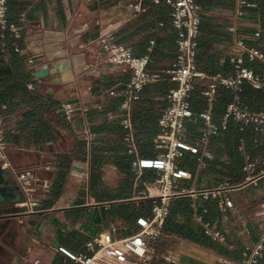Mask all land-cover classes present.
I'll list each match as a JSON object with an SVG mask.
<instances>
[{
	"label": "crops",
	"instance_id": "1",
	"mask_svg": "<svg viewBox=\"0 0 264 264\" xmlns=\"http://www.w3.org/2000/svg\"><path fill=\"white\" fill-rule=\"evenodd\" d=\"M195 2L201 8L197 68L206 78L195 81L191 94L194 116L187 122L186 142L197 152L184 151L176 161L187 176L173 187L175 195L162 236L153 243L152 264H241L246 247L258 243L264 228V135L256 132L251 139L235 136L234 120L222 129L227 105L240 97L239 91L217 84L219 101L214 103L205 92L214 78L234 76L231 59L235 42L242 41L264 54V0H255L242 16L235 15L234 0ZM8 3L9 26L0 27V58L7 68V74L0 75V93H6L17 77H23L29 92L56 105L43 108L39 119L30 121L27 113L31 108L19 97L14 98L17 104L0 105L7 139L14 135L19 142L7 148L6 157L12 182L24 200L0 215V264H71L61 248L88 255V242L107 233L116 238L132 236L139 230L137 220L152 216V206L145 201L148 194L159 193L157 172L144 169L137 177L132 163L136 157L154 158L158 154L154 141L161 133L159 120L165 97L177 86L172 80L145 86L130 111H123L122 92L131 74L121 65L105 62L95 41L113 32L135 56L150 55L151 71H162L176 61L178 32L172 25V9L164 0ZM135 4H141L143 11L135 12ZM11 26L22 36L17 37ZM18 43L21 70L17 56L5 49L12 46L16 53ZM45 64L50 75L37 79L36 73ZM244 64L264 84V57L250 60L244 55ZM66 74L71 75L65 79ZM245 84L252 90L248 101L257 103L251 108L240 97L242 103L264 112V91ZM78 93L89 111L68 120L59 112L60 102L73 100ZM205 109L220 128L208 140L201 139L205 124L200 114ZM127 118L132 124L136 155L129 153L124 141L127 130L122 123ZM38 122L49 128L47 136L33 133ZM25 124L28 128L22 130ZM251 163L254 170H246ZM14 168H32L38 179L34 193L38 205L30 213L22 207L27 194ZM227 201L231 207L225 208ZM209 232H219L225 242L214 241ZM258 264H264V252Z\"/></svg>",
	"mask_w": 264,
	"mask_h": 264
},
{
	"label": "built area",
	"instance_id": "2",
	"mask_svg": "<svg viewBox=\"0 0 264 264\" xmlns=\"http://www.w3.org/2000/svg\"><path fill=\"white\" fill-rule=\"evenodd\" d=\"M159 3L162 0H153ZM172 9V25L178 32L176 40L177 57L175 63L168 70L151 71L148 65L151 62L149 54L138 57L133 53L130 46L119 43L113 32L100 35L96 43L101 46L103 60L113 65H121L125 71L130 73L122 94L124 101L121 105L123 111L129 112L131 104L138 100L140 92L147 85L155 84L168 76L177 86L170 90L165 97L166 104L162 109L159 120L161 133L156 137L154 144L159 151L154 158L136 157L132 163V169L139 177L144 169H153L157 172L155 180L159 187L157 195L146 196V200L152 203V216L141 217L137 220L139 230L132 236L126 238H116L111 234H103L93 239L87 244L88 255L71 254L64 248L61 251L72 261L71 264H152L155 256L153 243L162 236L165 218L169 212L171 198L175 195L173 187L180 178L187 176V172L181 170L176 161L184 151L196 153L197 150L186 142L187 122L190 121L194 113L191 109V94L197 79H205V74L197 68V37L201 24V8L195 0H164ZM255 0H234L235 15L242 16L247 8L254 5ZM135 12L143 11L141 4L133 6ZM6 0H0V27L7 28ZM12 27L17 37L22 36ZM28 36L29 34L26 33ZM152 48L148 49L151 52ZM234 55L231 59L235 74L228 78H214L210 84V89L205 92V96L211 103L217 102L215 88L217 84L239 91L241 85L246 82L256 89L264 91V84L254 74L252 70L244 64V55L250 60L264 57L260 51L250 48L242 41L235 42L233 48ZM32 87V85H30ZM111 92L110 94H114ZM89 111V106L82 100L78 93L73 100L61 101L59 112L63 113L68 120L77 115H85ZM200 117L204 120L205 127L201 132V139L208 140L216 135L219 127L211 120V114L205 109ZM234 120L242 126L252 124L255 131L264 135V112L251 110L243 104L240 97L236 96L234 101L226 108L222 129H226L227 122ZM123 127L127 132L124 141L127 144L131 155H136L137 148L134 136L131 132L132 124L129 118L123 121ZM88 139L90 132L85 131ZM10 146L0 120V166L3 169H11L7 161L6 150ZM242 150V149H241ZM201 160L200 158L198 159ZM48 168V165H46ZM254 163L249 164L245 169L253 171ZM17 180L21 184L22 190L27 194V202L22 204L25 213H30L38 205L34 193L38 189V179L32 174V168H14ZM231 207V202H225V208ZM216 242H225V238L219 232H209ZM146 237L149 242H145ZM264 252V228L261 232L260 240L253 247H246L241 264H258Z\"/></svg>",
	"mask_w": 264,
	"mask_h": 264
},
{
	"label": "trees",
	"instance_id": "3",
	"mask_svg": "<svg viewBox=\"0 0 264 264\" xmlns=\"http://www.w3.org/2000/svg\"><path fill=\"white\" fill-rule=\"evenodd\" d=\"M9 0H6V5H7V12H6V19H7V24L9 26V21H8V11H9ZM162 3V1L160 2ZM201 25V24H200ZM5 36H8V32L5 31ZM200 32V30H199ZM7 46V45H6ZM10 54H15L17 56V64L21 68L23 67V61L21 59H19L18 55L21 52V45L18 43L17 44V48H16V53L13 51L12 46H8L5 48ZM196 60H197V56H196ZM197 63V61H196ZM20 70L17 69V75H20ZM7 74V68L5 66H3L1 58H0V75H6ZM163 80H171L168 76H165ZM162 81V80H161ZM246 82H244L239 90V95L241 97V99H243V101L248 104L251 108H255L257 102L253 103L251 101H248L247 97L250 96L252 94V90L249 86H247L245 84ZM148 86V85H147ZM19 97L21 100V103L26 104L27 106H29L31 108V111L27 113V118L30 121L35 120V119H39V114H40V110H42L43 108H52L53 106L56 105V102H54L51 99H42L40 97H38L34 92H29L26 88V78L23 77H17L16 81L11 84V86H9L8 91L5 93H0V105L3 102H6L8 104H17L16 102H14V98ZM219 101V100H218ZM217 101V102H218ZM229 121H232L229 120ZM43 124V123H42ZM42 124L40 125L38 122V125L33 127V133L35 135H39V137L41 136H47L50 131L49 128H43ZM28 128L27 124L22 126V130H26ZM257 133L255 131V128L252 124L250 125H246L243 126V129L240 130V125L238 123L235 122V136H240L243 137L245 139H251L253 136H255ZM8 142L10 143L9 147H15L19 145V142L17 141V138L13 135H9L8 136ZM259 141V140H258ZM264 147H261V150L263 151ZM259 151V148L257 146L256 150H255V154H257ZM145 204L151 205L152 203L149 200L145 201Z\"/></svg>",
	"mask_w": 264,
	"mask_h": 264
},
{
	"label": "water",
	"instance_id": "4",
	"mask_svg": "<svg viewBox=\"0 0 264 264\" xmlns=\"http://www.w3.org/2000/svg\"><path fill=\"white\" fill-rule=\"evenodd\" d=\"M50 75L48 65L43 67L36 73L37 79H45ZM23 198L19 193V188L13 184L12 176L9 169H3L0 166V215L6 211L13 203L23 202Z\"/></svg>",
	"mask_w": 264,
	"mask_h": 264
},
{
	"label": "bare ground",
	"instance_id": "5",
	"mask_svg": "<svg viewBox=\"0 0 264 264\" xmlns=\"http://www.w3.org/2000/svg\"><path fill=\"white\" fill-rule=\"evenodd\" d=\"M70 75H71V74H66L64 78L66 79V78L69 77ZM143 240H144L145 242H147V243L149 242V240H148L146 237H143Z\"/></svg>",
	"mask_w": 264,
	"mask_h": 264
}]
</instances>
